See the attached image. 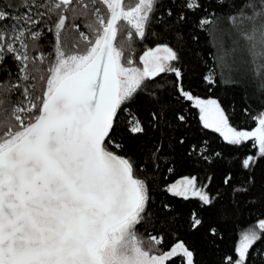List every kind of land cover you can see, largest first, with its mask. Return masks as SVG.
Masks as SVG:
<instances>
[{
  "label": "snow or ice",
  "instance_id": "snow-or-ice-1",
  "mask_svg": "<svg viewBox=\"0 0 264 264\" xmlns=\"http://www.w3.org/2000/svg\"><path fill=\"white\" fill-rule=\"evenodd\" d=\"M174 3L19 0L23 14L0 9V66L6 61L17 66L14 80H0V264H199L184 239L164 247L176 235L173 210L167 204L152 210L146 165L138 164L118 138L122 123L137 137L168 120L169 94L156 82L168 74L175 94L199 109L204 128L231 145L251 141L257 149L258 156L239 163L247 178L232 185L233 196L250 191L253 169L264 158V112L254 130H238L217 99L186 89L181 48L164 42L162 34L181 36L186 12L207 14L203 0ZM226 19L228 29L215 18L197 19L201 28L213 25L208 31L225 72L226 35L238 50L248 46L245 41L264 50V0H242ZM41 24L49 25L54 38L47 54L40 44ZM133 37L157 41L138 62L132 58ZM204 79L216 83L214 75ZM31 81L41 85L39 92ZM144 102L150 106L147 118L140 115ZM159 152L157 147L149 156L153 168ZM232 180L230 172L223 183ZM167 191L196 197L202 207H213L218 198L197 187L196 177H185ZM152 220L159 231L145 238ZM204 223L193 211L188 230L196 232ZM208 234L216 238L217 229L209 227ZM262 239L264 219H259L240 233L220 264H253L251 254Z\"/></svg>",
  "mask_w": 264,
  "mask_h": 264
},
{
  "label": "trees",
  "instance_id": "trees-1",
  "mask_svg": "<svg viewBox=\"0 0 264 264\" xmlns=\"http://www.w3.org/2000/svg\"><path fill=\"white\" fill-rule=\"evenodd\" d=\"M242 0H203V13L186 12V22L182 27V35L173 39L164 31V42L181 48L183 67L186 73L184 84L194 96L200 98L217 99L229 116L230 123L238 130H254L258 122L256 117L264 112V50L248 45L238 50L232 43L230 36L224 37L225 48L229 51L226 57L229 68L225 72L218 59L220 51L216 47L208 29L213 25L201 28L197 19H216L220 27L228 29L230 20L226 19L229 13L239 8ZM166 7H174V0H164ZM0 9L10 10L13 14H23L19 0H0ZM43 11V9H40ZM167 19V17H165ZM49 25L41 24L44 38L40 41L42 50L50 52L53 49L54 38L47 32ZM132 58L138 62L139 56L148 47L155 46L157 41L151 37L139 41L133 37ZM35 54V53H34ZM17 66L12 61H6L0 66V80L15 79ZM214 75L216 83L209 84L204 77ZM171 74L157 78V83L166 89L169 94L170 111L168 120L159 121V127L149 129L146 135L131 137L124 131L121 124L119 139L126 141L128 154L134 156L141 164L151 181L150 195L152 210L162 209L165 204L170 205L175 219V237L169 238L164 247L174 243L176 239L189 242L196 252L199 264H220L225 254H231L238 243L239 235L243 230L264 219V158H261L253 169L254 184L250 191L240 196L232 195V185L240 184L247 178V172L240 169L239 163L248 155L258 156L252 142L241 145H231L212 129L203 127L199 119V109L193 102L175 94L172 87ZM37 91L41 85L37 81ZM19 94L17 93L16 96ZM15 98V97H14ZM149 105L146 102L140 106V115L147 118ZM135 111V109H134ZM178 115L185 116L184 121L178 120ZM121 117V120H126ZM181 141H183L181 143ZM160 148L158 153V167L153 168L149 156ZM216 153H220L217 157ZM207 156L208 159H204ZM233 174L230 184L223 183L228 173ZM144 173L141 172L140 175ZM184 177H196L197 187L205 186L210 195L218 197L213 207H202L196 197L184 199L174 196L167 188ZM195 211L202 216L205 223L196 232L188 230V221ZM154 220L146 223L145 238L148 234H156L159 228L155 227ZM215 227L216 238L208 234V228ZM214 241V243H213ZM252 252L253 264H264V239L254 246Z\"/></svg>",
  "mask_w": 264,
  "mask_h": 264
},
{
  "label": "rangeland",
  "instance_id": "rangeland-1",
  "mask_svg": "<svg viewBox=\"0 0 264 264\" xmlns=\"http://www.w3.org/2000/svg\"><path fill=\"white\" fill-rule=\"evenodd\" d=\"M200 98V97H199ZM205 99V98H202ZM209 99H214V98H209ZM258 126V125H257ZM185 178V177H184ZM183 179V178H182ZM182 179L178 180L176 183H178L179 181H181Z\"/></svg>",
  "mask_w": 264,
  "mask_h": 264
}]
</instances>
